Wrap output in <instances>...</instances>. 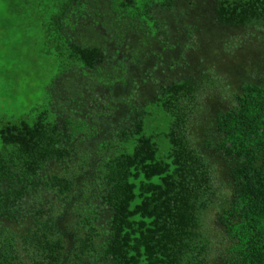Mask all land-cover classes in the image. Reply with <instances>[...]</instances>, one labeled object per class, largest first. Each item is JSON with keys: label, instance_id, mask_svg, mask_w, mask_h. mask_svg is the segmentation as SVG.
Returning <instances> with one entry per match:
<instances>
[{"label": "trees", "instance_id": "16d2710c", "mask_svg": "<svg viewBox=\"0 0 264 264\" xmlns=\"http://www.w3.org/2000/svg\"><path fill=\"white\" fill-rule=\"evenodd\" d=\"M8 2L58 64L0 123V264H264V0Z\"/></svg>", "mask_w": 264, "mask_h": 264}, {"label": "rangeland", "instance_id": "374dc122", "mask_svg": "<svg viewBox=\"0 0 264 264\" xmlns=\"http://www.w3.org/2000/svg\"><path fill=\"white\" fill-rule=\"evenodd\" d=\"M26 12H29L26 10ZM32 14L18 16L0 0V123L31 118L45 102V85L58 62L45 52L41 26Z\"/></svg>", "mask_w": 264, "mask_h": 264}]
</instances>
